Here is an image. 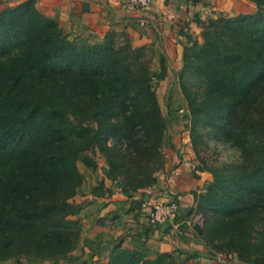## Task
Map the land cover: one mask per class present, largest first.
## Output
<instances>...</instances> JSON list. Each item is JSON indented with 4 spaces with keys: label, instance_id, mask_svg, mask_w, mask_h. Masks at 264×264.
Masks as SVG:
<instances>
[{
    "label": "trees",
    "instance_id": "1",
    "mask_svg": "<svg viewBox=\"0 0 264 264\" xmlns=\"http://www.w3.org/2000/svg\"><path fill=\"white\" fill-rule=\"evenodd\" d=\"M245 1L254 11L202 25L178 86L192 151L210 175L194 208L207 256L264 264V0ZM150 62L125 33L70 38L35 0L0 10V262L72 257L82 232L78 163L93 172L102 158L128 196L156 184L169 120L155 89L166 66ZM211 142L239 157L208 165L200 154ZM108 264L177 263L115 245Z\"/></svg>",
    "mask_w": 264,
    "mask_h": 264
},
{
    "label": "crops",
    "instance_id": "2",
    "mask_svg": "<svg viewBox=\"0 0 264 264\" xmlns=\"http://www.w3.org/2000/svg\"><path fill=\"white\" fill-rule=\"evenodd\" d=\"M23 1L6 5V0H0V6L3 5L0 10ZM35 2L38 10L58 22L70 38L100 43L110 32L125 33L134 47L148 50L151 70L158 72L163 62L166 75L155 89L167 118L170 106L177 105V109L184 104L178 86L184 50L202 41V25L209 19L246 12L247 5L245 0H151L150 7L141 11L126 9L122 0ZM139 20H145L146 26H140ZM168 120L165 165L157 174L154 186L132 196L123 194L117 182L107 178L102 158L93 172L86 168L83 172L80 170L84 181L73 199L81 205L77 215L82 225L79 247L70 259L43 264H108L115 245L140 250L149 259L171 253L177 264H253L251 259L235 254L207 256L201 233L194 227L198 224L203 231L204 219L194 208L195 196L203 192L210 175L196 160L185 123L177 118ZM171 201L179 205L176 220L151 224L147 204Z\"/></svg>",
    "mask_w": 264,
    "mask_h": 264
},
{
    "label": "rangeland",
    "instance_id": "3",
    "mask_svg": "<svg viewBox=\"0 0 264 264\" xmlns=\"http://www.w3.org/2000/svg\"><path fill=\"white\" fill-rule=\"evenodd\" d=\"M13 1H15V0H6V2H4V4H6V5L10 4ZM8 6H10V5H8ZM0 7H3V5ZM254 9L255 8L253 6H250V3H247V5L244 7V11H246V12L254 11ZM186 81L190 84L192 83L190 78ZM157 84L158 83H156L155 85H157ZM176 106L177 105H173L172 107L171 106L169 107L168 119L177 118L183 124L185 123V125H188L189 121L185 120V118L188 114L186 107L183 104L181 107H180V105H178V107L176 109ZM171 108L173 109L172 112L170 111ZM187 131H188V129H187ZM188 134H189V131H188ZM200 155L202 158H204L206 160L207 164L210 166H218L220 164L235 160L239 157L238 153L235 150L224 148V147L219 146V145H214V143H212V142L208 145V147L206 149L201 151ZM78 168H79V170H81L83 172L85 167L81 163H78Z\"/></svg>",
    "mask_w": 264,
    "mask_h": 264
},
{
    "label": "built area",
    "instance_id": "4",
    "mask_svg": "<svg viewBox=\"0 0 264 264\" xmlns=\"http://www.w3.org/2000/svg\"><path fill=\"white\" fill-rule=\"evenodd\" d=\"M123 7L128 10L138 8L141 11H146L151 4V0H122ZM140 26H145V20H139ZM177 175V173L175 172ZM149 207L148 218L151 224H163L166 222H174L179 214V206L176 202H155L147 204ZM221 256V255H220ZM219 256V257H220Z\"/></svg>",
    "mask_w": 264,
    "mask_h": 264
},
{
    "label": "water",
    "instance_id": "5",
    "mask_svg": "<svg viewBox=\"0 0 264 264\" xmlns=\"http://www.w3.org/2000/svg\"><path fill=\"white\" fill-rule=\"evenodd\" d=\"M194 227L199 233H202V228L198 224H196Z\"/></svg>",
    "mask_w": 264,
    "mask_h": 264
}]
</instances>
